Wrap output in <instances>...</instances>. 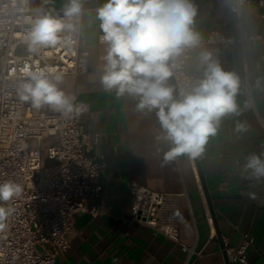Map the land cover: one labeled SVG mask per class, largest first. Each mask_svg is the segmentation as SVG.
Masks as SVG:
<instances>
[{"label":"crops","instance_id":"0c3cea01","mask_svg":"<svg viewBox=\"0 0 264 264\" xmlns=\"http://www.w3.org/2000/svg\"><path fill=\"white\" fill-rule=\"evenodd\" d=\"M235 0H191L197 9L194 30L201 37L217 31L219 40L192 51L190 74L201 78L203 52H210L226 71L241 80L237 102L239 115L222 118L215 136L209 138L199 157L211 206L206 199L195 160L177 156L165 163L170 143L157 141L159 122L155 113L137 111L138 98H117L101 83L102 57L106 45L99 43L100 21L96 8L106 0H82L81 45L90 51L89 69L83 74H66L60 85L75 93L87 106L80 115L87 133H99L93 151L105 156L107 165L98 178V198L88 206L97 213L82 211L76 217L69 250L54 264H180L187 258L180 245L149 228L130 223L131 184L136 182L157 192L177 194L180 240L203 255L195 264H226L222 246L236 248L252 239L247 248L251 264H264V178L257 180L244 171L247 157L264 154V44L238 42L240 21L231 7ZM67 0H30L32 9H63ZM242 24L252 33H264V0H250L243 8ZM171 85L170 80L168 81ZM247 103V107H245ZM51 111L47 106L41 109ZM243 123L246 131H237ZM264 158V156H262ZM211 219V221H210ZM195 258V256H193ZM231 264H238L232 261Z\"/></svg>","mask_w":264,"mask_h":264},{"label":"built area","instance_id":"2783aa9c","mask_svg":"<svg viewBox=\"0 0 264 264\" xmlns=\"http://www.w3.org/2000/svg\"><path fill=\"white\" fill-rule=\"evenodd\" d=\"M249 4L250 0H235L231 7L240 21L238 42L243 48L249 43L264 44V33H252L242 24L243 8ZM45 9L54 15L63 14V9ZM85 12L82 8L79 17L73 19L76 30L64 34L70 37L67 44L29 53L22 37L30 27L27 18L35 14L30 0H0V183L11 179L23 187L20 198L4 205L14 211L6 229L0 231V264H54L55 258L70 248L78 213H97L88 202L100 196L102 186L92 180L107 165L105 156L93 151L99 133H87L80 116L65 120L53 111H37L22 104L16 94L25 64L38 61L41 67L56 66L64 75L88 72L90 51L81 45ZM217 40L214 30L201 37L198 47ZM196 48L186 50L175 61L172 71L177 93L188 81L200 79L188 71ZM176 197L133 182L128 221L180 245L187 252L180 264H195L203 252L180 240ZM251 241L245 236L241 246L225 248V252L235 263L251 264L247 257Z\"/></svg>","mask_w":264,"mask_h":264},{"label":"clouds","instance_id":"9594fccd","mask_svg":"<svg viewBox=\"0 0 264 264\" xmlns=\"http://www.w3.org/2000/svg\"><path fill=\"white\" fill-rule=\"evenodd\" d=\"M50 2L44 0L45 4ZM34 12L27 18L30 27L22 37L29 53L67 44L70 37L64 34L76 30L73 19L82 12V0H67L62 16L44 7ZM196 15L191 0H106L96 10L103 33L100 42L106 45V55L101 58V83L106 91L115 90L118 99L125 95L138 98L137 111L155 113L159 122L156 140L171 144L163 155L165 163L182 155L190 160L201 157L209 138L217 134L222 118L241 112L237 102L240 77L224 70L210 52L200 56L205 66L200 79L188 81L178 93L168 83L177 58L201 43L193 27ZM22 75L16 88L22 104L37 111L47 106L65 120L87 111L75 93L60 87L64 73L58 67H41L37 61L25 64ZM237 131H246L245 125L238 123ZM262 156L252 154L244 165V171L250 170L257 180L264 178ZM22 193V185L14 180L0 183V231L6 229V221L14 211L4 205Z\"/></svg>","mask_w":264,"mask_h":264},{"label":"water","instance_id":"95a60500","mask_svg":"<svg viewBox=\"0 0 264 264\" xmlns=\"http://www.w3.org/2000/svg\"><path fill=\"white\" fill-rule=\"evenodd\" d=\"M170 83H171V86L174 87L177 91V88H176V83H175V79H174V76L172 75L170 77ZM195 162L197 164V167H198V170H199V174H200V177H201V182H202V185H203V190H204V193H205V196H206V199L209 203V206H210V209H211V212H212V215H213V218H214V221H215V225H216V230H217V235L219 237V239H221V233H220V230L218 228V225H217V221H216V218L214 216V212H213V208L211 206V200H210V196H209V193H208V190H207V187L205 185V181L203 179V175H202V171H201V166H200V161H199V158L195 159ZM223 249H225L224 246H222ZM224 256H225V262L226 264H231L230 260H229V257L228 255L226 254V252L224 251Z\"/></svg>","mask_w":264,"mask_h":264},{"label":"rangeland","instance_id":"374dc122","mask_svg":"<svg viewBox=\"0 0 264 264\" xmlns=\"http://www.w3.org/2000/svg\"><path fill=\"white\" fill-rule=\"evenodd\" d=\"M21 49H22V51H23V52L25 51V48H24V47H23V48H21ZM31 147H32V148H34V147H35V141H32V142H31Z\"/></svg>","mask_w":264,"mask_h":264}]
</instances>
